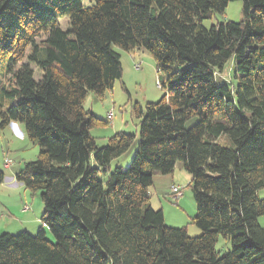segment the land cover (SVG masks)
<instances>
[{"label":"trees","instance_id":"16d2710c","mask_svg":"<svg viewBox=\"0 0 264 264\" xmlns=\"http://www.w3.org/2000/svg\"><path fill=\"white\" fill-rule=\"evenodd\" d=\"M230 1L0 0V130L20 123L38 145L14 179L44 207L36 234H0V264H264V0L202 25ZM114 46L148 51L164 92L137 107L134 157L111 170L135 134L98 146L90 130L107 120L84 101L121 78ZM229 61L231 80L217 82ZM178 161L198 236L149 204L153 174ZM218 235L230 242L220 256Z\"/></svg>","mask_w":264,"mask_h":264},{"label":"rangeland","instance_id":"374dc122","mask_svg":"<svg viewBox=\"0 0 264 264\" xmlns=\"http://www.w3.org/2000/svg\"><path fill=\"white\" fill-rule=\"evenodd\" d=\"M241 18L242 1L235 0L230 1L223 12L214 13L209 18L203 20L202 25L205 28H209L216 22L223 20L238 22ZM58 21L62 29L67 28L65 17L58 18ZM114 50L120 54L122 67L121 78L116 80L112 89L106 90L102 97H98L89 92L84 101V108H91L95 116L107 120L106 124H98L90 130V133L95 137L98 146L106 144L108 138L117 132L135 134L133 142L129 148L116 158L119 159L117 165L121 163L123 164L121 165V168L126 169L131 164L139 141V118L137 117V107L140 106L143 110L146 104L158 101L164 91L159 86V74L156 70L154 58L148 51L144 49L125 51L117 46H114ZM231 63V61L226 63L222 71L216 74L217 82H229L231 80ZM135 64L139 65L138 69L135 68ZM39 76L40 71L36 70L34 77L39 78ZM110 111H112V118L108 119L107 113ZM196 121L197 118L193 117L186 122L185 127L192 126ZM15 125L20 131H15V135H13L11 131L12 124L7 125L4 129L0 130V162L3 165V158L4 156H7L8 159L11 160L13 168L18 166V168L13 169V173L18 172L25 162L35 160L38 154V145L25 135L23 126L17 123H15ZM14 130H17L16 127ZM126 157L128 158L126 159ZM116 159L112 160L110 163L111 170L116 167ZM4 171L9 172L7 169H4ZM156 175L158 176H156L155 180H153V184L149 188V195L150 198L154 197V199H156L158 203L160 202L161 206H163L162 210L166 219V225L172 227L186 226L189 236H198L200 230L198 234L192 233V229L199 228L192 221L196 207L190 187V173L184 168L182 162L178 161L172 173ZM172 185H178L182 188L183 194L177 202L172 199ZM154 187L157 189V197H155L156 193ZM25 190L27 191L29 201L32 200V210L35 213V216H38V205L40 208L43 207L40 193L28 188H25ZM16 191L9 193V198L18 192L23 193V189ZM164 194L167 195L163 196ZM259 197H264V190L259 191ZM1 199L0 214L3 212L8 219L14 217L18 220L19 212H17V208H14L16 201L11 198ZM5 200H7V202ZM155 206H158L155 209L160 208V205L155 204ZM43 210L44 207L42 208V213ZM29 214L32 215L31 213ZM258 222L264 226V215L258 217ZM1 223H3V221ZM38 229L39 228L37 227V229L32 231V233L30 232V234H36ZM44 231L47 239L53 241V236L50 231L47 228ZM19 232L17 231V233ZM215 249L219 256L227 252L230 249L229 240L218 235Z\"/></svg>","mask_w":264,"mask_h":264},{"label":"crops","instance_id":"0c3cea01","mask_svg":"<svg viewBox=\"0 0 264 264\" xmlns=\"http://www.w3.org/2000/svg\"><path fill=\"white\" fill-rule=\"evenodd\" d=\"M137 50H141L139 48H136ZM91 109V108H90ZM92 110V109H91ZM93 112V111H92ZM94 113V112H93ZM12 124L11 126V131L13 133V135H15V131H19L18 127L15 125V122L10 123ZM20 124V123H17ZM21 125V124H20ZM16 127L17 130H14V128ZM20 132V131H19ZM7 155V154H6ZM128 157H126L127 159ZM5 159H8L7 156H4L3 158V165L0 162V168L2 169V171L4 172V181L2 183H0V203H2V199L1 198H8V199H13L14 201H16L14 208H17V212H19V216H18V220L13 218L8 219L6 217V215L1 212L0 214V234L1 233H17V231H27L28 233H32V231H34L35 229L42 227L41 221H40V215L42 214V208H40V206L38 205V216H35V213L32 210V206H31V201H29L28 197H27V191L25 190V186L19 183L15 182V174L17 173H13V169L14 168H18V166H15L14 168L12 167V163L10 160V163L8 165L5 164ZM9 160V159H8ZM117 161H115L116 165L119 162V159H116ZM120 166L123 164H119ZM176 165V164H175ZM175 167V166H174ZM4 169L9 170V172H5ZM156 174H161L159 172H155L153 174V180H155ZM13 187V188H11ZM23 189V193L18 192L17 194L11 196L9 198V193H12L13 191L16 190H20ZM154 191L156 193L155 197H157V189L156 187H154ZM17 192V191H16ZM167 194H164L163 196H165ZM7 199V200H8ZM32 199V198H31ZM7 200H5L7 202ZM149 204L152 208H156L158 206L156 205H160V208L162 210V207L160 202L158 203V201H156V199H154V197L150 198L149 195ZM27 207L26 209H24L23 207ZM163 211V210H162ZM29 213H31L32 215H30ZM13 216V215H12ZM165 219V217H164ZM166 220V219H165ZM3 221V223H1ZM39 223V224H37ZM34 225V226H33ZM34 227V228H33ZM44 227V226H43ZM192 233L193 234H198L199 233V229H192Z\"/></svg>","mask_w":264,"mask_h":264},{"label":"built area","instance_id":"2783aa9c","mask_svg":"<svg viewBox=\"0 0 264 264\" xmlns=\"http://www.w3.org/2000/svg\"><path fill=\"white\" fill-rule=\"evenodd\" d=\"M135 68L138 69L139 65L135 64ZM107 118L110 119L112 118V111H110L109 113H107ZM10 163V160L5 159V164L8 165ZM171 193H172V199L173 201L177 202L178 199L182 196L183 192H182V188L178 185H172L171 186ZM24 209H26L27 207H23Z\"/></svg>","mask_w":264,"mask_h":264}]
</instances>
